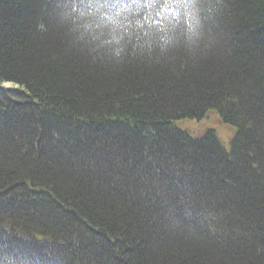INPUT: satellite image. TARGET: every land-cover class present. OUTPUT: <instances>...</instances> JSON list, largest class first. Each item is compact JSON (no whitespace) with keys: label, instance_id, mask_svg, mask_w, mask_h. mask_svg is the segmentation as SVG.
<instances>
[{"label":"trees","instance_id":"trees-1","mask_svg":"<svg viewBox=\"0 0 264 264\" xmlns=\"http://www.w3.org/2000/svg\"><path fill=\"white\" fill-rule=\"evenodd\" d=\"M4 82L0 264H264V0H0Z\"/></svg>","mask_w":264,"mask_h":264},{"label":"rangeland","instance_id":"rangeland-1","mask_svg":"<svg viewBox=\"0 0 264 264\" xmlns=\"http://www.w3.org/2000/svg\"><path fill=\"white\" fill-rule=\"evenodd\" d=\"M7 83L14 84V83H12V82H7ZM6 85L9 86V84H6ZM41 128H42V126H41ZM257 133H258V132H257ZM43 136H44V135H43ZM43 136H42V137H43ZM41 139H42V138H40V140H41ZM40 140H39V143H38L37 152H33V150H31V149L28 147V145H27V146H25V145L23 146V144H22V146H23L24 150H25V149L29 150L28 153L36 154L39 158H41V153H42L44 147H43L42 143H40V142H42V141H40ZM62 141H63L62 143H64V144H63L64 146H65V144L68 143V142L65 141V139H63ZM64 141H65V142H64ZM70 144H71V143H70ZM70 144H69V145H70ZM40 148H42V150H40ZM241 149H243V147H241ZM27 150H25V152H26ZM49 153H50V152H49ZM134 191H135V190H134ZM134 191H133V193H134ZM133 193H132V194H133ZM135 193H136V192H135ZM13 201L15 202V200H13ZM15 207H16V206H15ZM15 207L13 206V207L10 208V207L8 206V208H7L6 211H9V212H10L11 209H12V211L15 212L14 209H13V208H15ZM56 227H57V226H56ZM57 229H58V228H54V229H52V232L56 231ZM55 260H56V262H55ZM55 260H53L54 264L59 263V262H58L59 259H55Z\"/></svg>","mask_w":264,"mask_h":264},{"label":"clouds","instance_id":"clouds-1","mask_svg":"<svg viewBox=\"0 0 264 264\" xmlns=\"http://www.w3.org/2000/svg\"><path fill=\"white\" fill-rule=\"evenodd\" d=\"M106 7H107L106 5H101V6H99V7L97 8V11H101L102 9H104V8H106ZM107 10H108V12H111V11H112L111 8H108ZM121 11H127V9H121ZM119 14H120L119 12L116 13V15H119Z\"/></svg>","mask_w":264,"mask_h":264}]
</instances>
